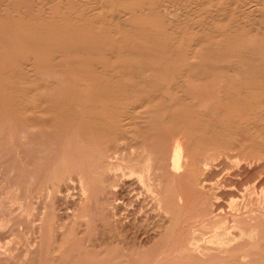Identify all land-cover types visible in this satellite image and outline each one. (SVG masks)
<instances>
[{"label":"bare ground","instance_id":"bare-ground-1","mask_svg":"<svg viewBox=\"0 0 264 264\" xmlns=\"http://www.w3.org/2000/svg\"><path fill=\"white\" fill-rule=\"evenodd\" d=\"M50 62L71 64L78 76L93 80L91 104L78 105L67 82L47 88L46 81L56 80L45 72ZM231 66L244 70L251 84L212 86L224 76L238 81ZM205 75L215 79L190 83ZM23 81L29 86H21ZM256 81L264 88V0H0V119L53 131L69 143L80 133L106 147L122 140L127 175L136 179L137 189L155 196L150 179L138 170L146 171L148 163L134 158L139 146L150 143L157 170L173 189L163 207L171 217L169 231L181 224L171 264H243L251 256L249 264H264V235H254L264 221V203L256 202L264 197V91ZM197 92L206 94L205 101L195 98ZM182 105L196 110L182 114ZM201 105L204 113L198 111ZM101 108L107 109L106 117ZM250 109L253 122L242 128L238 121V128L239 112ZM165 127L171 135L185 131L188 142L182 135L167 136ZM194 142L215 154L191 158ZM65 169L63 163L55 167ZM114 170L112 164L105 167L106 173ZM188 186L206 201L189 214V196L182 193Z\"/></svg>","mask_w":264,"mask_h":264},{"label":"rangeland","instance_id":"rangeland-1","mask_svg":"<svg viewBox=\"0 0 264 264\" xmlns=\"http://www.w3.org/2000/svg\"><path fill=\"white\" fill-rule=\"evenodd\" d=\"M71 66V64L68 66V63L55 65L50 62L47 64L45 72L50 76L55 75L56 80H52L53 83L46 81V86L50 90V86L51 89L57 86L54 82H67L72 89H75H73V92L77 94L76 97L78 96L76 100L77 104L89 105L93 99L92 95L96 92L93 88V80L78 76L73 72ZM230 69L229 72L238 77L236 83L232 82L228 76H224L222 80L214 82L212 86L223 88L224 86L231 87L232 84L237 86H248L251 84V80L244 75V70H236V67L233 68L232 66ZM58 71L60 72L56 74ZM175 76L178 78L180 75L176 73ZM242 76L244 77L242 78ZM194 78V80L193 78L191 79L192 81L190 80V83L195 85L201 82V80L208 79L207 75L198 76L199 80L196 77ZM210 79H215V75L214 78L210 76L208 80ZM20 84L25 87L29 86L24 81ZM255 84L259 89H263L264 91L263 84L260 81H256ZM80 86H82V89H80ZM165 86L168 87L167 85ZM195 98L198 101H205L206 94L204 92H197ZM210 102L213 103L212 101ZM204 106L201 105V110L198 109V111L204 113L206 108ZM192 109L196 110V108L192 107L190 109L187 107L186 109L182 105L180 112L182 111L183 114ZM243 112L244 114L247 113L244 115ZM107 113V109H100V114L104 117H106ZM252 113L254 114L252 109L240 111L235 125L241 128L242 124L246 127L245 123H248L247 125L252 123ZM241 114L243 115L242 117ZM5 118L0 119V264H171L169 262L175 258L173 252L181 236V230L179 229L181 224L179 227H175L174 231H169L171 217L166 218V215L163 214V207L165 206V200L171 194L173 195V189L172 186H168L164 182L162 171L157 170V152L150 143L145 144L142 148L139 146L136 149L137 152L134 158H138L142 162L141 165L146 162L148 163L146 171L143 172L142 169L138 170L140 173H143L144 180L145 177L150 179L149 183L153 185L152 190L156 191L154 195L160 200L159 202L154 200L155 196L150 195L147 189H137L136 179L129 178L127 175L128 156L127 152L124 153L123 151L124 142L122 140L117 145L106 147L101 141L88 138L80 133L78 139L73 143L70 142L72 143L70 144L63 137L59 136L57 139L58 135L55 136L56 134L53 131L47 133L32 130L19 122H10ZM163 133L171 137L182 135L183 141L188 142L185 131L183 133L177 129L171 135L172 132L169 130V127H165ZM33 134L34 136H32ZM51 135H53L54 139ZM47 139L49 140L48 142ZM53 147L56 148L53 150ZM81 147L83 148L81 149ZM209 149L200 142H194L190 145V157L200 159L214 153L213 150L211 153V149ZM81 151L83 152L81 153ZM169 153L170 148L167 151V156H169ZM61 163L64 164L66 169L64 171L55 170V167L60 166ZM85 163L90 165L87 164L86 166ZM107 164L114 165L115 170L111 173H106L105 167ZM88 166H93L92 170ZM246 167L242 166V168ZM53 174L59 175V177L56 176L55 179ZM138 174L136 173V175ZM84 176L85 178H83ZM107 183L108 186H106ZM80 184H82L84 191L80 190ZM61 189L64 190L63 193ZM72 190L74 196L77 194L76 197L73 196ZM195 190L193 187L188 186L182 192L185 196H189L188 200L191 199L190 201L187 200V214L193 211L198 212L201 210L202 205L203 208L206 205L202 193L199 192L198 194L196 193L197 190ZM109 193H111V196ZM190 195L193 196L190 198ZM257 198L256 202L261 206L264 203V197L259 195ZM114 204L118 206L114 207ZM160 205L161 207H159ZM114 214L117 215L116 218H114ZM140 222L142 225H140ZM259 222L262 228L256 230L254 235H259L258 232L261 231L260 234L262 236L264 235V221L259 220ZM126 227L130 230L128 231ZM236 234L238 235V232L234 233L235 236H237ZM125 238L128 243L125 241ZM245 238L247 237L245 236ZM245 238L243 237L244 241H247ZM141 239L144 241L142 242ZM130 243L131 246L127 248ZM247 259L243 260V264L245 262L249 264V261L253 257L251 256ZM144 260H148L150 263Z\"/></svg>","mask_w":264,"mask_h":264}]
</instances>
